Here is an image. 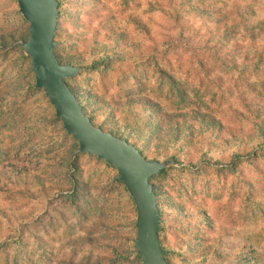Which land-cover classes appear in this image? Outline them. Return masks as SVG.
<instances>
[{
  "label": "rangeland",
  "instance_id": "374dc122",
  "mask_svg": "<svg viewBox=\"0 0 264 264\" xmlns=\"http://www.w3.org/2000/svg\"><path fill=\"white\" fill-rule=\"evenodd\" d=\"M58 3L55 51L80 67L67 81L95 125L135 136V99L159 106L154 122L198 111L219 124L156 157L155 135L143 147L168 161L151 181L169 263L264 264V0ZM27 36L17 1L0 0V264H143L131 195L112 165L75 152Z\"/></svg>",
  "mask_w": 264,
  "mask_h": 264
},
{
  "label": "water",
  "instance_id": "95a60500",
  "mask_svg": "<svg viewBox=\"0 0 264 264\" xmlns=\"http://www.w3.org/2000/svg\"><path fill=\"white\" fill-rule=\"evenodd\" d=\"M28 22V36L22 41L30 58L35 87L41 88L53 105L66 132L76 141L75 152L97 156L112 165L131 195L136 207V252L143 264H169L159 240L160 207L152 176L161 173L168 161L148 160L125 138L95 125L85 113L67 81L79 66L62 63L55 40L59 12L58 0H16Z\"/></svg>",
  "mask_w": 264,
  "mask_h": 264
},
{
  "label": "trees",
  "instance_id": "16d2710c",
  "mask_svg": "<svg viewBox=\"0 0 264 264\" xmlns=\"http://www.w3.org/2000/svg\"><path fill=\"white\" fill-rule=\"evenodd\" d=\"M56 55L58 59L61 61L62 60L61 55L57 52ZM91 57L95 62H97V60L94 59L92 55ZM69 60H73V58L68 59V61L65 62L61 61V62L65 64H71L72 62ZM72 89L74 90L73 87ZM74 92L76 93L78 99L80 100L85 113L90 117L91 112L89 109L87 110L85 106L84 95L79 94L75 90ZM126 107L127 109L125 113H127L128 115H130V113L135 115L143 114V118L147 119V123H145L142 127H139L140 132L135 136H132L131 132L126 131L127 129L131 130L134 127L133 125H123L122 128L117 127L114 130L110 127H107L106 130L111 131L112 133L116 134L119 137L125 138L126 140H128V142H130L132 145L137 147L142 153L144 150L143 148L144 145L148 144L149 142V138L152 137V135H155L153 147H148L150 151L151 149L155 150L153 152L154 153L153 157H156V154H158L161 150L163 149L169 150V147L173 146L175 143L177 142L180 143L185 141L186 137L188 136L191 137L192 139L195 137L196 133L200 134L203 137L207 135L213 136L215 131L219 129V124L215 122L216 120L214 118H212L209 115L200 113L198 111H187V112L171 114V115L166 114L167 116L163 118V120L160 119L157 122H154V119L148 118V115H152L153 113H157L161 111L159 106L154 102L145 99H143V101L142 99H135L132 102L131 100H129L126 104ZM261 122L263 123L259 124V122H256L257 123L256 126L258 128V135L256 134L255 136H257L258 139H264V118L263 121ZM125 128L126 130H124ZM19 171L21 170H18V174L21 173ZM155 190L157 194V202H159L161 201V199L158 198L159 192L157 190V187H155ZM159 230H160V223H159ZM159 240L161 247L165 250V256H166V254L169 251L168 246L163 244L160 236H159Z\"/></svg>",
  "mask_w": 264,
  "mask_h": 264
}]
</instances>
